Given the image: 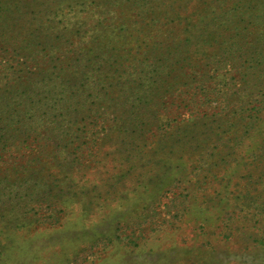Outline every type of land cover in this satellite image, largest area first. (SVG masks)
Wrapping results in <instances>:
<instances>
[{"label": "rangeland", "instance_id": "374dc122", "mask_svg": "<svg viewBox=\"0 0 264 264\" xmlns=\"http://www.w3.org/2000/svg\"><path fill=\"white\" fill-rule=\"evenodd\" d=\"M51 1L0 21L39 70L1 108L0 264H264V0Z\"/></svg>", "mask_w": 264, "mask_h": 264}, {"label": "trees", "instance_id": "16d2710c", "mask_svg": "<svg viewBox=\"0 0 264 264\" xmlns=\"http://www.w3.org/2000/svg\"><path fill=\"white\" fill-rule=\"evenodd\" d=\"M45 1L46 0H0V21H10L17 13L20 14L23 11H28L31 7H44L46 3ZM53 3H55V0L51 1V4ZM49 34L50 32L43 28V21L38 20L35 26L30 29L29 33V36L31 37L30 40H33L32 46H37L35 40H42L43 37L47 38ZM12 61H16V63L14 64ZM12 61L6 60L4 63L0 64V72H5V76L3 75V77L0 78V114L3 112L2 109L5 110L8 103L14 101L19 92L21 94L27 92L31 87L36 85L38 80L39 70L35 73H31L30 66L32 62L28 59L23 58L22 62L18 59ZM33 61L36 60L33 59ZM49 63V61L41 60L37 65L41 68H45ZM52 68L54 67L52 66ZM1 118L2 116H0V120ZM6 126L7 125L5 124H0V157L1 152L5 149L7 140L9 139V137L5 136V134L8 133L5 129ZM9 169L14 171L16 170V167L12 166L9 167ZM1 172L2 170L0 169V175Z\"/></svg>", "mask_w": 264, "mask_h": 264}]
</instances>
